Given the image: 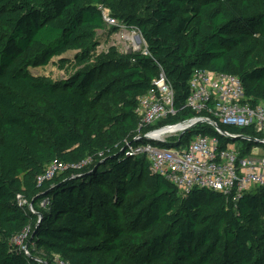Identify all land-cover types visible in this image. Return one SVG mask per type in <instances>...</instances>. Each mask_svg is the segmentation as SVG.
<instances>
[{
  "label": "trees",
  "instance_id": "1",
  "mask_svg": "<svg viewBox=\"0 0 264 264\" xmlns=\"http://www.w3.org/2000/svg\"><path fill=\"white\" fill-rule=\"evenodd\" d=\"M117 2L0 0V264H264V188L235 201L204 189L181 196L127 150L144 136L137 98L157 64L178 110L166 124L195 116L183 108L195 70L235 76L251 104L264 102V0H152L116 18L146 45L127 64L101 74L111 67L101 59L55 82L28 71L68 52L89 56L102 10L112 17ZM191 133L232 143L207 125L182 140ZM235 142L241 157L262 147ZM56 162L80 165L38 183Z\"/></svg>",
  "mask_w": 264,
  "mask_h": 264
},
{
  "label": "built area",
  "instance_id": "2",
  "mask_svg": "<svg viewBox=\"0 0 264 264\" xmlns=\"http://www.w3.org/2000/svg\"><path fill=\"white\" fill-rule=\"evenodd\" d=\"M102 17L106 26L114 24L109 11L102 10ZM129 36L124 33L126 41ZM157 68L158 74L152 80L153 88L137 98L138 127L145 131L143 138L151 140L142 141V138L128 155L133 158L144 156L150 173L163 177L181 196H186L193 189H204L232 197L235 201L241 194L264 188V154L257 151L259 147L241 157V149L230 144L222 148L216 137L198 134L186 141L182 140L185 134L181 136L185 125L206 120L216 125L249 130L262 136L263 139L259 140H264V102L251 104L235 76L195 70L188 81V96L183 106L195 116L183 122L166 124L176 117L178 110L174 91L162 67L157 64ZM226 133L231 136V133ZM69 168H74V165L52 163L37 182L51 180ZM16 201L31 210V204L22 197L18 196ZM47 203L41 202L40 207ZM18 241L21 242L20 239Z\"/></svg>",
  "mask_w": 264,
  "mask_h": 264
},
{
  "label": "rangeland",
  "instance_id": "3",
  "mask_svg": "<svg viewBox=\"0 0 264 264\" xmlns=\"http://www.w3.org/2000/svg\"><path fill=\"white\" fill-rule=\"evenodd\" d=\"M117 1V4H115L116 11L113 14L115 18L113 16H110L114 20V24L110 26L105 25L106 28L104 30L98 31L93 35L92 41L94 42V44H96V46L89 52V56L78 61L77 58H75L76 56L74 52H68L66 54V61L62 62V58L53 57V59L47 64V66L33 67L28 69V71L34 76L45 78L52 82H55L61 79H66L75 72L82 70L84 67H89V65H93V63H95L97 60L102 59L105 60L108 65H111L109 70L101 71V74H104L105 72H109L110 70H112L116 65L123 66L124 64L130 62V55L134 53L144 52L146 50V45L139 32L137 30L127 29L126 26L116 18H118L121 14L129 13V11L131 10H138L143 7H147L152 0H121V3L120 0ZM137 14H140V10L137 11ZM124 33L129 34L132 39H128V41H126L124 39ZM35 105L37 106V108H42L41 103H36ZM100 107H105L102 111V113L104 114L111 113L114 110L113 103L109 101L102 102L100 104ZM195 136V133H191L189 136V141L192 140ZM230 145L238 150L242 148V145L236 143L235 141H233V143H231ZM159 146L161 145H157L156 147ZM131 148L133 147L131 146V144H129L127 150L129 151ZM254 148L255 147H252L250 151H252ZM257 151L260 154H264L263 146L259 147ZM85 163L86 162H84L83 164ZM71 165H74V168H77L80 164ZM61 174L62 172L57 175L59 176ZM147 178L148 176H145L143 181L144 185H147L148 183ZM20 206L28 209V207L26 205L23 206V203L21 202ZM18 245L20 246L19 241ZM24 252L27 253V250L24 249ZM36 256L39 259L45 258L44 252L42 250H39L36 253ZM56 259L57 258L54 257L55 262H60Z\"/></svg>",
  "mask_w": 264,
  "mask_h": 264
},
{
  "label": "water",
  "instance_id": "4",
  "mask_svg": "<svg viewBox=\"0 0 264 264\" xmlns=\"http://www.w3.org/2000/svg\"><path fill=\"white\" fill-rule=\"evenodd\" d=\"M201 124H208L209 126L212 127V129L215 131V133H217L221 137H224V138H226V139H228V140H230L232 142L233 141H246V142L257 143V144H259V145H261V146L264 147V140H259V139L256 140V139H253V138H250V137H246V136L232 137V136L228 135L225 131H223L222 129H220L218 125L214 124L213 122L206 121V120H197L194 123H191L189 125H185L182 128L181 136L183 134L190 133L195 127H197V126H199ZM149 140H151L149 137H144L142 139V141H149ZM137 143H139V142H136V144Z\"/></svg>",
  "mask_w": 264,
  "mask_h": 264
},
{
  "label": "bare ground",
  "instance_id": "5",
  "mask_svg": "<svg viewBox=\"0 0 264 264\" xmlns=\"http://www.w3.org/2000/svg\"><path fill=\"white\" fill-rule=\"evenodd\" d=\"M125 37H127V36H125ZM130 38H131V37L129 36L128 39H130ZM136 44H138V43H136Z\"/></svg>",
  "mask_w": 264,
  "mask_h": 264
}]
</instances>
